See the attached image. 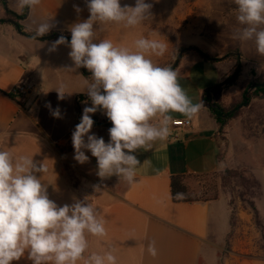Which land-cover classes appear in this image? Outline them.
Returning <instances> with one entry per match:
<instances>
[{"label":"crops","instance_id":"crops-1","mask_svg":"<svg viewBox=\"0 0 264 264\" xmlns=\"http://www.w3.org/2000/svg\"><path fill=\"white\" fill-rule=\"evenodd\" d=\"M15 6L18 8L17 0ZM74 6L81 11L77 13ZM89 16L83 0H41L31 11L25 9L18 24L24 31L35 33L41 22L51 20L53 27L42 39L24 35L10 22H0V149L17 155L27 154L33 156L34 161L43 162L48 171L42 180L47 184L49 198L58 206L71 205L87 197L97 208L106 221L107 237L89 236V251L114 248L118 264H202L203 248L209 249L208 235L218 226V220L214 224L213 213L218 214L216 203L219 201L173 202L170 178L215 172L222 150L228 164L248 165L262 182L264 134H257L250 142L241 136L235 143L227 126L225 141L220 145L216 122L204 106L191 119L173 113V120L186 119L189 124L177 128L170 126L166 141H157L152 149H138L133 153L139 161L136 183L129 185L115 175L100 178L96 158L85 150L89 161L78 163L72 144V132L81 120L83 108L92 106L85 83L91 82V72L75 67L69 56L71 49L66 45L49 51L61 33L71 34V26ZM94 30V42L109 39L118 45L119 40L111 35L112 31L103 29L101 24H94ZM53 33L58 36L53 37ZM67 40L70 42L71 38ZM122 45L125 46V42ZM232 67L233 63L223 58L208 60L189 56L184 62L179 61L174 70L179 73V82L193 103L202 104L205 90L221 83ZM17 85L25 90H17ZM60 87L67 93L62 100L58 99L56 90ZM254 101L263 106L264 96ZM57 107L61 118L51 114ZM91 115L96 121L90 134L102 137L107 143L108 130L112 127L110 120L102 109ZM261 116L256 115L253 120H264V112ZM247 148L254 153L250 166L244 158L239 160L238 157L239 151ZM222 216L227 218L226 208ZM152 241L158 251L155 258L147 252ZM12 264L32 262L26 253ZM237 264L264 263L260 258H242Z\"/></svg>","mask_w":264,"mask_h":264},{"label":"clouds","instance_id":"clouds-1","mask_svg":"<svg viewBox=\"0 0 264 264\" xmlns=\"http://www.w3.org/2000/svg\"><path fill=\"white\" fill-rule=\"evenodd\" d=\"M40 3L41 0H17L19 9L30 11ZM233 3L237 6V21L243 26L236 30L234 39L254 42L257 53L264 56V0ZM74 7L77 13L81 11ZM152 7L145 0H135V6H121L120 0H87L89 18L71 26L70 42L61 35L49 48L52 52L66 45L75 67H84L92 74L91 82H85L92 106L83 108L81 120L72 132L74 159L80 164L88 162L87 150L97 160L100 178L115 175L129 185L136 183L139 169L133 153L166 141L173 113L191 119L203 107L193 103L176 70L161 67L150 58L163 56L167 51L165 43L145 37L135 39L131 46L117 45L109 39L94 42V24L135 28L151 17ZM52 27L51 20L41 22L33 39L48 34ZM56 90L58 99H64L65 89ZM48 107L51 109L50 104ZM98 109L112 124L107 143L90 134L94 125L91 114ZM51 114L61 118L59 107ZM47 171L45 164L34 161L33 156L0 149V264H12L26 253L32 264H118L114 248L89 251V236L107 237L106 221L97 208L87 197L58 206L49 198L47 184L42 180ZM184 198L183 192L174 194L176 200ZM147 252L153 258L158 255L155 241L149 243Z\"/></svg>","mask_w":264,"mask_h":264},{"label":"rangeland","instance_id":"rangeland-1","mask_svg":"<svg viewBox=\"0 0 264 264\" xmlns=\"http://www.w3.org/2000/svg\"><path fill=\"white\" fill-rule=\"evenodd\" d=\"M87 3V0H83ZM135 6V0H120ZM153 5L151 17L135 28L122 25L101 24L112 31L118 45L131 46L140 37L157 39L167 45L163 56H151L157 65L173 66L180 49H185L179 61L189 56L223 58L233 63L221 86L209 94L210 102L223 116L236 111L226 120L222 131H216L218 144L225 141V131L230 128L235 143L245 136L250 142L257 134H264V120H253L262 115L263 106L254 99L264 96L262 91L249 89L252 84L264 83V56L256 51L254 42L234 39V33L243 26L237 21V6L233 0H145ZM16 0H0V19L18 21L24 9L18 10ZM110 29V30H109ZM122 38V39H121ZM122 40V41H121ZM157 61V62H156ZM176 67V66H175ZM174 67V68H175ZM173 68V69H174ZM248 89L249 100L241 106L243 92ZM103 91V90H101ZM207 110V108L204 106ZM208 112V111H207ZM209 113V112H208ZM262 117V116H261ZM245 118V119H244ZM243 122L242 123V121ZM241 124H244L242 126ZM219 168L207 175L188 176L185 183L202 198L216 197L218 214L213 213L214 224L203 248L202 264H237V260L260 258L264 263V177L260 182L246 165L228 164L222 150ZM254 153L250 149L239 151V160L250 165ZM260 176V174H258ZM252 207L257 211L255 218ZM220 208V210H219ZM227 218H223L224 209Z\"/></svg>","mask_w":264,"mask_h":264},{"label":"trees","instance_id":"trees-1","mask_svg":"<svg viewBox=\"0 0 264 264\" xmlns=\"http://www.w3.org/2000/svg\"><path fill=\"white\" fill-rule=\"evenodd\" d=\"M25 9L23 10L22 14L20 16L17 17L18 20H20L24 15H25ZM0 22H3L1 19H0ZM13 24H15V28L17 31L19 32H22L24 35L28 36V37H31L33 38V36L35 35L34 32H26L22 29V27L18 24V21H13ZM64 37H66L67 39L71 38V34H68V33H61ZM53 37H56L58 36L56 33H53L52 34ZM45 36V35H44ZM44 36L42 37H37L36 39H42ZM204 59H208V60H212V59H217V58H208L206 56L203 57ZM84 72H87L85 69H83ZM92 75V74H91ZM260 84L262 83H259V86L256 87L254 90H252L253 92L254 91H263L264 92V86H261ZM222 84L219 83L218 85L214 86L213 88L211 89H207L205 90V92L203 93V97H202V104L203 106H205L207 108V111L209 112V114L211 115V117L215 120L216 122V126L218 127V130L219 131H222L223 128L225 127L226 125V120L233 116L235 111H236V108L235 110L230 113V114H227L225 116L222 115V113L220 112V110H218L217 106L213 105L210 100H209V94L210 92H212L214 89H217L219 86H221ZM246 92H248V89H246L244 92H243V95H242V101H241V106H243V104L245 102H247L250 98V95H248V93L246 94ZM8 97H10V95H7ZM80 122V120L77 121V124ZM188 176H202V175H187V176H171L170 178V182H169V188H170V195H171V200L173 202H198V201H202V202H206V201H212V200H216V197H212V198H202L200 195H197L196 193H194L192 190L189 189V187L186 185L185 183V178L188 177ZM176 192H183L185 193V198L182 199V200H176L174 199V194ZM252 211H253V214L255 216V218L257 217V211L254 207H252Z\"/></svg>","mask_w":264,"mask_h":264},{"label":"built area","instance_id":"built-area-1","mask_svg":"<svg viewBox=\"0 0 264 264\" xmlns=\"http://www.w3.org/2000/svg\"><path fill=\"white\" fill-rule=\"evenodd\" d=\"M16 88H17V90H19V91H24V90H25L24 87L21 86V85H17ZM188 124H189V121L186 120V119H174V120L172 121V123H171V126H172L173 128H177V127L186 126V125H188Z\"/></svg>","mask_w":264,"mask_h":264},{"label":"water","instance_id":"water-1","mask_svg":"<svg viewBox=\"0 0 264 264\" xmlns=\"http://www.w3.org/2000/svg\"><path fill=\"white\" fill-rule=\"evenodd\" d=\"M13 25H15V24H13ZM51 35H49V36H47V37H50ZM46 37V38H47ZM185 51V49H180L179 51H178V53H177V55H176V57H175V61H174V63H173V66H172V68H174L177 64H178V62H179V59L181 58V55H182V53ZM87 74V73H86ZM261 86H264V83H262V84H260ZM259 86V84H252L250 87H249V89H253V88H256V87H258ZM248 92H246V94H247ZM246 104V102L243 104V105H245ZM93 120H94V122L96 121V118L94 117V118H92Z\"/></svg>","mask_w":264,"mask_h":264}]
</instances>
